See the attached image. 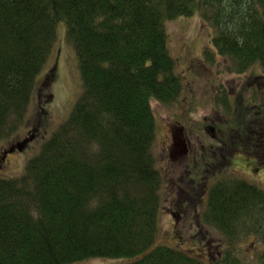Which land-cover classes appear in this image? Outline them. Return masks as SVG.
Returning <instances> with one entry per match:
<instances>
[{
  "label": "trees",
  "instance_id": "1",
  "mask_svg": "<svg viewBox=\"0 0 264 264\" xmlns=\"http://www.w3.org/2000/svg\"><path fill=\"white\" fill-rule=\"evenodd\" d=\"M197 12L218 55L238 73H264V0H0V142L20 128L60 22L82 83L23 172L0 178V264H252L232 243L260 229L264 240V189L241 179L225 178L208 195L205 222L228 239L223 253L155 244L166 193L150 105L171 104L182 90L166 23ZM256 259L264 264V249Z\"/></svg>",
  "mask_w": 264,
  "mask_h": 264
},
{
  "label": "rangeland",
  "instance_id": "2",
  "mask_svg": "<svg viewBox=\"0 0 264 264\" xmlns=\"http://www.w3.org/2000/svg\"><path fill=\"white\" fill-rule=\"evenodd\" d=\"M201 19L197 12L192 17L177 18L168 21L165 25L168 34L169 53L175 60V72L181 78L182 90L179 97L171 104L152 101L150 106L157 121V134L154 146H152L153 151L157 160L160 157L158 164L162 160L163 153L166 160L170 159L169 168H167L169 172L175 171L178 164V159L169 157L174 148L176 149L174 142L178 137V127L183 125L186 135L192 134L194 127H196L197 130L200 129L198 135L202 139L211 141V134L208 132L209 127H213L215 134L221 136L223 132L220 129L225 131L226 123L236 120L242 112L245 119L256 123V117H252L251 114L253 113L248 108L253 106L256 98H262L261 101H264V79H262L264 73L262 69L255 66L247 69L244 73H238L228 57L218 55L212 43L214 30ZM56 38L53 51L36 79L37 84L33 90L32 101L20 128L10 140L0 142V178L19 176L23 172L26 161L36 154L35 152L41 145L68 118L80 95L82 83L79 78V63L72 45L67 40L64 22L57 24ZM51 71L53 75L49 81ZM224 93L233 94L237 99L240 97L243 101L242 108L229 112ZM187 98L189 101L185 103ZM255 123L254 127H256ZM171 127L174 128L172 134H170ZM35 129L38 130L37 135H35ZM239 129L240 126L237 124L234 130H230V133L236 137V132ZM227 130L229 131V129ZM253 132L256 137L255 130ZM168 136L169 139H167ZM171 136L176 137L173 138V142ZM26 138L30 140L28 141L30 145L26 146L24 150L6 153V158L3 160V155L9 147L15 145L16 142L24 141L23 139ZM177 142H179L178 139ZM262 142L264 143V141ZM236 146L239 144L237 143ZM172 148L173 150L170 152ZM238 153L242 156L237 158L240 166L234 165L227 168L224 173H229L230 176L238 178L241 176L242 179L251 183L254 182L253 184L264 189V168L260 170L257 183L256 178H250L249 168L251 165L244 160L246 156L242 154V151ZM182 225L185 227L183 228ZM203 226L207 228L206 237L193 238L196 234L194 227L191 228L188 223L174 224L173 220L167 217L165 212H162L155 244L181 248L185 251L191 250L190 253L198 255H203L207 251L213 253L217 251L215 248H220L221 253H223L229 243L223 232L209 224ZM259 232L253 233L251 237H248V234H243L242 237L233 240L232 243L235 254L252 264H259L256 259L257 254L264 249V240H261L262 237ZM115 263V260L97 258L75 264Z\"/></svg>",
  "mask_w": 264,
  "mask_h": 264
},
{
  "label": "flooded vegetation",
  "instance_id": "3",
  "mask_svg": "<svg viewBox=\"0 0 264 264\" xmlns=\"http://www.w3.org/2000/svg\"><path fill=\"white\" fill-rule=\"evenodd\" d=\"M262 79H264V76H262ZM224 95L231 106V112L242 108L243 101L240 97L237 99L233 94L224 93ZM261 100L263 99L256 98L253 106L248 108L253 113L251 114L252 117H256V123L252 120L247 123L248 119L243 117L242 112L236 120L234 119L226 123L225 131L220 129L223 132L221 136L215 134L213 127H209L208 132L211 134V141L202 139L198 135L200 129L197 130L198 128L196 127H194L192 134L188 132L190 135H186L187 133L184 131L183 125L178 127V137L171 136L172 142L173 138H176L174 146L177 150L174 148L172 155L170 154L169 156L172 159H178L175 171L171 170L169 172L167 170L170 159L166 160L164 153L159 164L158 160L160 157L157 160V168L160 169L165 181L166 206L164 212L167 217L173 220L174 224L188 223L191 228L194 227L196 234L193 238H203L207 235V228L203 225L209 224L205 222V213L209 204L210 196L208 195H210L213 187L221 183L225 178L246 181L241 176L238 178L230 176L229 173H224V171H227V168H231L234 165L240 166L237 158H241L242 156L238 152L242 151V154L246 156L244 160L247 164L250 163L251 165L249 168L250 178L257 179V177H260V170L264 168V157H262L264 146L262 142L264 141V101ZM188 101L189 98L185 99V103H188ZM176 122L180 123L179 121ZM254 123L256 127H254ZM237 124L240 126V129L236 132L237 136L234 137L230 133V130H234ZM173 129L171 127L170 134H172ZM254 130L256 137L253 135ZM35 132H37L36 129ZM169 138L168 136L167 139ZM177 139L179 142H177ZM23 140L26 142L28 139ZM237 143L239 146H236ZM172 150L173 148L170 152ZM248 155L251 158H248ZM253 183L249 182V184ZM182 226L183 228L185 227L184 225Z\"/></svg>",
  "mask_w": 264,
  "mask_h": 264
},
{
  "label": "clouds",
  "instance_id": "4",
  "mask_svg": "<svg viewBox=\"0 0 264 264\" xmlns=\"http://www.w3.org/2000/svg\"><path fill=\"white\" fill-rule=\"evenodd\" d=\"M93 150L98 152L99 151V145L94 144ZM30 215L32 216L33 220H38L40 218L39 214L35 211H31Z\"/></svg>",
  "mask_w": 264,
  "mask_h": 264
},
{
  "label": "water",
  "instance_id": "5",
  "mask_svg": "<svg viewBox=\"0 0 264 264\" xmlns=\"http://www.w3.org/2000/svg\"><path fill=\"white\" fill-rule=\"evenodd\" d=\"M27 142H28V141H26V142H22V143L18 144L16 147L14 146L13 148H11L10 152L12 153V152H14L16 149H18V150H23V149L25 148Z\"/></svg>",
  "mask_w": 264,
  "mask_h": 264
}]
</instances>
